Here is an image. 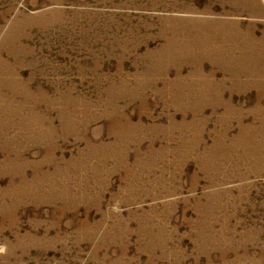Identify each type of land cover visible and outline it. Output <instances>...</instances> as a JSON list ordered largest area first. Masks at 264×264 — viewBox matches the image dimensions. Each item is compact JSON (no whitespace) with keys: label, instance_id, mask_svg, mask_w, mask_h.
<instances>
[{"label":"rangeland","instance_id":"374dc122","mask_svg":"<svg viewBox=\"0 0 264 264\" xmlns=\"http://www.w3.org/2000/svg\"><path fill=\"white\" fill-rule=\"evenodd\" d=\"M230 2L0 0V264H264V69L193 39L260 36Z\"/></svg>","mask_w":264,"mask_h":264},{"label":"bare ground","instance_id":"6f19581e","mask_svg":"<svg viewBox=\"0 0 264 264\" xmlns=\"http://www.w3.org/2000/svg\"><path fill=\"white\" fill-rule=\"evenodd\" d=\"M232 2L233 0H219V2ZM253 5L247 6L246 8L237 7L240 11L244 9L253 8L256 11H262V5L256 4L255 0ZM230 2V3H231ZM264 4V0H262ZM262 6V7H261ZM246 11V10H245ZM188 29V32L191 33ZM243 33V35H240ZM204 35L193 38L194 40L199 39V59L202 57L208 58L211 61H217L221 65L226 66L228 69L233 67V64L242 62V64L248 65L254 63L259 68L264 69V30H262L260 36H256L251 33L250 29L246 32L240 30L235 31H222L214 32L208 36L210 40H205ZM245 34V35H244ZM242 36V37H241ZM238 40L239 44H238ZM240 51L241 53H237ZM243 69V68H241ZM264 76V75H263Z\"/></svg>","mask_w":264,"mask_h":264}]
</instances>
